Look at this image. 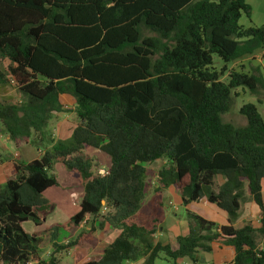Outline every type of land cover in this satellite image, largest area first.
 I'll return each mask as SVG.
<instances>
[{"label": "trees", "instance_id": "trees-1", "mask_svg": "<svg viewBox=\"0 0 264 264\" xmlns=\"http://www.w3.org/2000/svg\"><path fill=\"white\" fill-rule=\"evenodd\" d=\"M251 13L246 0H0V59L8 60L0 84L13 82L23 97L0 100L8 138L28 144L60 111L62 95L75 104L69 133L41 156L12 162L0 188V264H59L57 254L67 249L72 264H154L160 252L171 264H194L219 239L233 247L231 264H264V119L253 103L239 108L244 125L221 119L235 88L264 90V78L257 69L213 65L214 55L227 63L264 50V24H239ZM91 148L107 157L103 172L93 171ZM155 160L163 163L150 172ZM55 161L81 188L78 209L42 234L27 232L24 222L42 225L52 208L42 193L61 185ZM150 177L153 192L143 202ZM168 187L184 206L205 198L227 214V224L187 209V231L175 237V249L153 242ZM245 192L259 225L235 228ZM104 225L117 234L97 259L83 261ZM62 227L70 236L65 244Z\"/></svg>", "mask_w": 264, "mask_h": 264}, {"label": "rangeland", "instance_id": "rangeland-1", "mask_svg": "<svg viewBox=\"0 0 264 264\" xmlns=\"http://www.w3.org/2000/svg\"><path fill=\"white\" fill-rule=\"evenodd\" d=\"M250 23L252 22L249 21L245 15H242L239 19V24L244 27L250 25ZM259 57L260 56L258 53H254L241 57L232 62L224 63L220 58L214 55L213 65L218 70L226 65L227 72L231 69H234L241 70L246 73H253L254 69H257L256 71L258 74L264 78V57L262 59H258ZM7 64L8 60L0 59V70L5 71ZM221 79H227L226 72L223 76H221ZM233 92L236 94L233 97L232 105L227 112L221 114L222 121L229 122L235 126L244 125L246 123V119L239 113V108L245 103L255 104L258 112L264 119V105L262 103L264 98V90L254 92L247 86H239L235 88ZM0 100L8 103H18L23 101V97L18 92L17 87L13 82H7L5 84H0ZM61 105L60 111L53 112L51 117L48 119L43 130V134H32L28 144L23 143L20 146H15L6 135L3 127L0 125V188H2L6 179H8L13 174V161H29L33 158L41 156L45 150L50 149L53 141L56 142L62 138L64 134L69 133L67 128L75 120V104L70 96L62 95ZM88 153L93 160V171L103 172L107 165V157L102 152L94 148H91ZM162 163V160H155L147 164V167L150 172H153L158 170ZM53 169V172L56 174V177L58 178L61 185L52 186L42 193L43 197L49 199L52 202V208L48 213L45 214L42 225L35 226L31 221L24 222L22 226L27 232L38 231L42 234L46 225H49L52 222L63 223L78 209L81 188L78 185H75L68 178L65 168L60 162L55 161L53 163ZM153 185L154 177H150L147 182V193L142 200L143 202H146L151 196L153 192ZM174 195L175 192L171 189V191L165 192L166 197L164 198L165 221L166 225L169 226L168 231L171 233L178 232L181 225H185L187 209L190 211L203 209V207L199 204H191L190 207H187L184 206L181 201L179 202V200L172 201ZM171 201L176 203V205L173 203L169 204ZM172 206H174V209H172ZM173 211L175 212V215L173 214ZM98 221L99 217L96 218L95 224H98ZM83 226L84 225L81 226V229L84 228ZM117 231V229H108V227H105V225L102 228L97 227V237L93 241V244L89 245L87 257L96 259L101 252L103 243L107 244L117 233ZM45 233L48 234L47 232ZM59 238L60 242L65 244L70 238L69 231L62 227ZM51 250L52 248L45 237V240L41 244V256L43 258H47L50 255ZM72 253L73 249H67L62 253L57 254L59 264H72ZM182 259L183 258L179 259L177 263L184 264ZM154 264H171V262L165 258L163 252H160L158 257L155 259Z\"/></svg>", "mask_w": 264, "mask_h": 264}, {"label": "crops", "instance_id": "crops-1", "mask_svg": "<svg viewBox=\"0 0 264 264\" xmlns=\"http://www.w3.org/2000/svg\"><path fill=\"white\" fill-rule=\"evenodd\" d=\"M246 1L251 6V9H252L251 22L255 25L264 24V0H246ZM257 53L260 56L258 59H262L264 57V50H261ZM221 181H222V178H219L218 182H221ZM171 189L175 192V190L172 187H168L162 190L163 199L166 197L165 192L171 191ZM261 193L264 199V180H262L261 182ZM174 200H179V202L181 201L180 196L177 192H175V195L172 201ZM172 201L169 204L173 203ZM173 204L176 205V203H173ZM191 204H199L203 207V209H199L197 211L192 210L193 212L199 214L200 216L208 220L214 221L215 223L219 225L227 224V220H228L227 214L223 210L214 206V204L212 205L211 203H208L205 198H201L197 202H190L189 204H187V207H190ZM172 209H174V206H172ZM173 214L175 215L174 211H173ZM258 218H259V209L253 203L248 193L245 192L242 203H241V207L238 212V216L233 220L232 225L235 228H239L243 225L245 221H251L252 225L256 227L259 225ZM81 226L76 229L75 233L81 230ZM105 227H108V226L105 225ZM168 230H169V226L166 225L165 216H164L162 225L159 227L157 232L153 235V242H160L162 244L168 243L170 244L172 249H175L177 247V243L175 242V237L177 235H184L186 233L187 231L186 223L184 226L181 225L178 232L171 233ZM94 235L96 239L97 237L96 231ZM105 245L106 243H103L101 250L103 247H105ZM258 246L260 248H264V237L258 240ZM87 256L83 259V261L91 259V258H88ZM233 256H234L233 247L223 243L222 240L219 239L217 241L212 242L210 252L199 251V253L196 254L198 261L194 264H231ZM182 261L184 264H193L187 258H183ZM125 264H143V258H140L134 262H126Z\"/></svg>", "mask_w": 264, "mask_h": 264}]
</instances>
